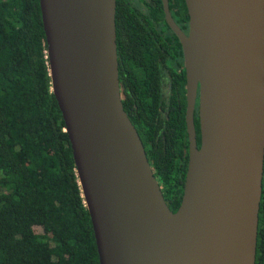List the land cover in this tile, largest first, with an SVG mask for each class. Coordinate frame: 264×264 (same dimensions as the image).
I'll return each instance as SVG.
<instances>
[{"label":"water","instance_id":"water-1","mask_svg":"<svg viewBox=\"0 0 264 264\" xmlns=\"http://www.w3.org/2000/svg\"><path fill=\"white\" fill-rule=\"evenodd\" d=\"M49 88L98 264H254L264 149V0H183L188 156L170 211L122 109L114 0H37ZM198 86L199 146L191 110Z\"/></svg>","mask_w":264,"mask_h":264},{"label":"trees","instance_id":"trees-1","mask_svg":"<svg viewBox=\"0 0 264 264\" xmlns=\"http://www.w3.org/2000/svg\"><path fill=\"white\" fill-rule=\"evenodd\" d=\"M116 15L122 109L174 211L186 168V155L179 160L186 147L182 112L178 126H162L164 115L155 107V63L137 58L147 54L134 36L122 33ZM0 264H98L69 143L49 88L37 0H0ZM254 264H264V149Z\"/></svg>","mask_w":264,"mask_h":264},{"label":"flooded vegetation","instance_id":"flooded-vegetation-1","mask_svg":"<svg viewBox=\"0 0 264 264\" xmlns=\"http://www.w3.org/2000/svg\"><path fill=\"white\" fill-rule=\"evenodd\" d=\"M165 8L175 27L187 35L188 17L183 0H114V14H117L116 17H118L120 25L123 26V29L120 28V30L125 36H134L136 38L135 45L143 46L145 54H147L144 57V55L136 53L139 56L137 58H147L155 63L153 67L157 85L155 107L159 115H164L165 122L162 126L171 127L182 112L186 147L182 148L179 160L184 159V155H186L187 162L188 136L185 122L187 102L183 54L176 33L165 20ZM134 69L141 71L136 67ZM119 92L123 99L121 83H119ZM169 113L171 114L170 119L168 118ZM191 118L194 142L198 148V86H196L192 102ZM175 124L178 126L177 122ZM168 135H172V133ZM162 140L164 139L162 138Z\"/></svg>","mask_w":264,"mask_h":264}]
</instances>
